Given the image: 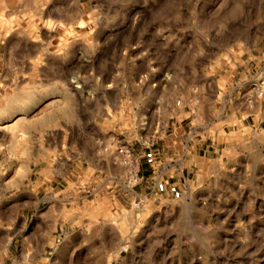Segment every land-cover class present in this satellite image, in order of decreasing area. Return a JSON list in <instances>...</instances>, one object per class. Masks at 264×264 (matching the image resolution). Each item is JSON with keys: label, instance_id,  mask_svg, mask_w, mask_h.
<instances>
[{"label": "rangeland", "instance_id": "obj_1", "mask_svg": "<svg viewBox=\"0 0 264 264\" xmlns=\"http://www.w3.org/2000/svg\"><path fill=\"white\" fill-rule=\"evenodd\" d=\"M262 73L264 0H0V264H264Z\"/></svg>", "mask_w": 264, "mask_h": 264}, {"label": "crops", "instance_id": "obj_2", "mask_svg": "<svg viewBox=\"0 0 264 264\" xmlns=\"http://www.w3.org/2000/svg\"><path fill=\"white\" fill-rule=\"evenodd\" d=\"M76 65L77 64L75 62H72L69 65V68H68L69 72L70 73L71 72L73 73V75H72L73 77L78 76V73H75L74 72L75 71L74 69L76 68ZM90 65H91V67H88L87 65L86 66L79 65L80 69H84L83 71H88L89 74L88 75H85V76H91V78L98 77L100 80H104L106 82H107V80H109L107 77H104L103 74H98V72L96 70H94L93 65L92 64H90ZM70 73L66 74L65 77L69 76ZM112 73H113V71L111 70V74ZM41 75L42 74H37L36 76L38 78ZM101 75H102L103 78L101 77ZM31 76H32V74H31ZM82 76H84V75H82ZM53 78H56L57 80L59 79V77L56 76V75L55 76L53 75ZM35 80H37V79H35ZM106 91L107 90H105V93L107 94ZM122 97H123V94H120L119 95V99H120V101H122V104L118 103L119 101L117 100L116 101V106H113V107H115L116 112H117L116 113V118H119V119L116 120V123L110 122V123L107 124V123H102L101 122V124H100V123H98V121L95 118H93V119L91 118V119L88 120L89 121V125H90V128L89 129H88L87 126L82 125V123L84 121L83 114L82 113H81V116H80L81 117L80 118L81 120H78L77 119V115L75 113V112H77L76 109H75L76 108L75 107V104H73V107H70V105L68 104L67 115L64 117V120H62V121L66 125V127L68 128V130L71 131V133L69 135V138H68L69 143H71V144L77 143L76 141L78 139H80V137H83V139H86V138L93 139L95 137V135H97L95 139L98 140V141L103 140V139H106L107 140V136L109 135V133H112L113 131L121 132V133L124 132V128L127 127V126H124L123 121H121V120H123L122 119L123 118L122 114L124 113L123 112L124 102L122 100L123 99ZM104 98H106V101H107V103L109 105H111V106L113 105L112 104V101H108V98H109V95L108 94L107 95H104ZM102 102L103 101H100V104L101 105H103ZM117 104H120V106H117ZM85 106H86V108L91 107L92 106V101L89 102V103H87V105H85ZM105 107L106 106L104 105L102 108L105 109ZM106 109H107V107H106ZM81 111H83V110H81ZM65 113H66V111H64V114ZM59 115H60V113L57 112V115H55V117L53 116L52 118L59 119ZM108 119L109 118H107V120ZM62 137H64V134L62 135ZM91 145L94 146V144H91ZM101 156L99 157V159L102 158Z\"/></svg>", "mask_w": 264, "mask_h": 264}, {"label": "built area", "instance_id": "obj_3", "mask_svg": "<svg viewBox=\"0 0 264 264\" xmlns=\"http://www.w3.org/2000/svg\"><path fill=\"white\" fill-rule=\"evenodd\" d=\"M251 85L253 86V88L256 89L258 95H262L264 88V73H262L261 79L257 80L256 82H253Z\"/></svg>", "mask_w": 264, "mask_h": 264}]
</instances>
